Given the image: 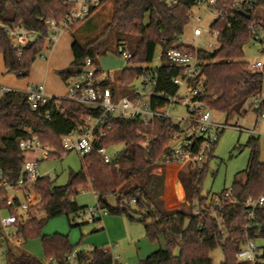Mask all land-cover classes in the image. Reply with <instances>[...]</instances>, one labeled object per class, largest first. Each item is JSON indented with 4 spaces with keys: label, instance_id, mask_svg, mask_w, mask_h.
<instances>
[{
    "label": "trees",
    "instance_id": "obj_1",
    "mask_svg": "<svg viewBox=\"0 0 264 264\" xmlns=\"http://www.w3.org/2000/svg\"><path fill=\"white\" fill-rule=\"evenodd\" d=\"M107 1L112 3L110 20L100 35L106 37L113 30L116 49L124 36H136L138 40L130 50L129 64L151 63L157 47L163 51L175 48L195 52L192 47L180 43L187 24L186 14L195 0H177L173 5L165 0H100L99 7L67 31H75ZM257 4L264 5V0H257ZM70 7L66 0H0V24H21L46 35V21L61 20ZM212 8L223 11V17L211 24V28L219 31V47L211 51L197 50L200 59L198 76L204 79L205 87L200 99L208 108L226 114L227 119L234 111L244 115L249 109L246 106L248 99L259 93L261 74L248 71L242 49L249 42L250 24L264 23V18L251 11L250 17L246 18L241 9L232 7L231 0H217ZM97 45V38L85 43L74 40L70 45L72 60L67 69L59 72L60 78L66 81L75 76L86 58L94 60ZM43 47L44 40L38 39L25 45L18 56L9 37L0 28V54L4 67L17 77L27 76ZM160 60L152 89L162 93L164 98L149 97L150 109L165 107V96L173 95L178 89L171 77L182 73V69L170 65L163 57ZM140 72V67H125L115 83L104 82L102 87L115 91L118 85L126 93ZM46 113L49 119L45 118ZM89 113L92 112L87 107L68 99L61 98L57 105L49 103L32 109L22 92L1 95L0 167L4 177L16 179L20 175L24 159L20 140L36 137L43 145L54 149L50 157L58 158L57 155L63 153L61 136L81 124V117ZM176 129L170 119L162 117L149 124L136 118L113 119L112 127L96 146L122 145V150L109 163L95 151L84 155L80 159L81 168L69 172L66 184L54 185L48 176L38 178L33 187L39 196V204L16 224L15 237L25 240L39 236L44 259L65 264V255L72 250L66 236L42 235L40 228L47 219L63 213L68 216L83 209L74 197L79 187H90L96 201L107 209L108 214H124L130 221L141 222L150 242L162 240V246L140 264H212L209 254L218 246L223 253L221 264H237L235 252L245 236L252 234L243 230L249 212L244 201L264 194V160L259 159L258 139L249 138L250 152L245 169L236 173L231 186L218 194L222 199L219 214L226 229V234L221 235L210 215L207 199L201 195V181L207 164L199 170L180 171L178 179L184 190L185 204L173 209L164 207L163 169L166 164L162 156L169 150L168 144ZM157 168L161 169L159 174L153 172ZM227 191L228 198H223ZM108 197L113 198V203ZM132 199L135 203L131 205ZM194 208L200 209V213L194 214ZM0 209H6L4 203H0ZM7 212L15 213L11 208ZM254 218L260 228L258 239L264 240V203L254 210ZM260 249L259 258L264 264V245ZM6 255L8 264H44L43 260L28 253L15 255L7 249ZM76 264H115V261L108 251L95 247L89 253L79 252Z\"/></svg>",
    "mask_w": 264,
    "mask_h": 264
},
{
    "label": "built area",
    "instance_id": "obj_2",
    "mask_svg": "<svg viewBox=\"0 0 264 264\" xmlns=\"http://www.w3.org/2000/svg\"><path fill=\"white\" fill-rule=\"evenodd\" d=\"M71 7L64 18L59 21L49 19L46 21L48 32L46 35L39 31L27 29L21 24H0V28L9 37L11 47L15 49L18 56L21 55L22 48L38 39L44 40V47L50 49L57 40L60 32L67 31L75 22L85 19L90 11L100 6V0H66ZM169 5H173L177 0H165ZM217 0H195L190 11L187 12V24L191 26V36L193 41L199 40L204 33L198 26L202 21L200 10L205 9L215 12V19L210 23L209 29L205 35L210 40L206 44L205 51H211L219 47V31L211 28V24L218 18L223 17V11L214 10L212 6ZM232 7L239 8L243 12H257L259 16L264 15L259 11L263 6L257 4V0H231ZM249 42L257 48L259 53H264V23L253 22L249 29ZM184 44V43H183ZM185 45V44H184ZM190 46V45H187ZM195 50L189 53L175 48L161 50L160 59L163 57L167 63L182 69V73L171 77V82L177 86V91L173 95H167L165 107L159 109L149 108V97L164 98L160 92L153 91L156 83V69L151 67L150 63L141 65H131L128 67H140L141 72L137 75L135 83L131 84L126 93L120 94L119 90L112 91L108 87H102L104 82H113L110 72H105L97 68L94 61L86 58L81 66V70L72 77L67 83V90L64 96L54 97L45 92L43 85H32L25 89H17L8 85L0 84V96L11 92H22L32 109H38L49 103L57 105L59 99H68L75 101L89 109V114L81 117V124L76 126L70 132L60 138L63 153L57 155L61 158L67 152L74 151L80 157L95 151L99 154L105 163L111 162L107 155V147L96 146L106 132L112 127V120L119 118H136L143 124L153 123L157 117L170 119L177 127L175 133L171 136L168 144L169 150L162 156L165 164H178L190 169H202L207 164L212 153L213 146L218 139L220 130L226 125L217 123L212 115L211 109L200 99L204 94V79L199 77L200 59L197 53L199 47L190 46ZM117 52L127 63L132 57L130 51L126 50L121 44L117 47ZM43 59L45 57L42 54ZM250 72L261 74V87L259 93L251 96L247 101V107L255 111L258 117H264V60L246 63ZM185 88L187 94L179 97V91ZM182 104L186 110L185 117H171L169 109L174 108L176 104ZM46 113L45 118L49 119ZM174 119L175 121H173ZM173 143V144H171ZM19 147L23 151L24 159L22 162L20 175L16 179H7L4 177L0 167V203L5 204V210L11 208L15 213H8L0 218V228L7 230L6 239L9 242L17 241L15 237L16 224L23 221L25 214L38 206L39 196L35 191L33 184L44 176L38 172L39 161L48 159L54 149L48 145H43L36 137L23 139L19 141ZM38 150L39 159H27V151ZM6 192L7 194L4 195ZM12 193V194H9ZM229 191L223 194V198H228ZM222 199L216 198L215 202L208 204L210 215L215 222L217 230L221 235L226 234V229L222 216L219 214ZM132 199L129 204H134ZM264 203V194L258 198H247L244 201L248 207L247 222L243 230L252 233L245 236L235 252L237 264H261L260 246L256 244L259 240L260 228L254 218V210ZM108 213L107 209L102 207L97 201L96 204L77 211L73 214V220H83L86 222L99 221L101 217ZM200 209L194 208V214H199ZM76 249H72L65 255L66 262L76 264L78 255Z\"/></svg>",
    "mask_w": 264,
    "mask_h": 264
},
{
    "label": "rangeland",
    "instance_id": "obj_3",
    "mask_svg": "<svg viewBox=\"0 0 264 264\" xmlns=\"http://www.w3.org/2000/svg\"><path fill=\"white\" fill-rule=\"evenodd\" d=\"M111 8V1H107L72 33L69 31L58 33L57 40L53 46L50 49L45 46L40 52L45 59L41 55H37L26 77H17L15 73L7 72L0 54V80L17 83L19 86H23L24 83L44 85L51 96L62 97L65 95V88L70 79L62 80L59 72L68 68L71 60V43L74 40L85 43L97 38L98 45L96 48L97 53L93 60L94 64L100 70L110 72L114 82L121 70L128 67L129 63L120 57L117 52L115 40L112 37L113 30L106 37L100 35L103 26L110 20ZM259 11L262 13L261 15H264V5ZM199 13L202 16V21L198 26L204 35L199 40L193 41L191 26L186 24L183 28L180 43L206 48L207 42L209 40L213 42V40L205 34L216 15L215 12L205 9L200 10ZM137 40L136 36L126 35L120 44L130 51L134 48ZM242 50L243 61L246 63L264 60V53H259L251 42L245 44ZM160 54L161 49L157 47L150 63L151 67L156 68L159 66L161 62ZM134 83L136 86L138 85L136 81ZM117 89L120 94H124L125 89L118 87V85ZM186 94L185 88H181L179 97H183ZM175 106V109H169L171 117H185L187 115V110L182 104L178 103ZM211 112L217 123L225 124L226 126L219 132L201 181V195L206 197L207 204L215 202L218 194L231 186L235 174L245 169L250 152L247 144L249 138L255 137L258 139L259 157L264 156V117H258L252 109H247L244 115L234 111L227 119L224 113L212 109ZM172 120L175 121L174 119ZM253 128L256 134L250 132ZM121 150L122 145H114L109 147L106 152L113 159ZM80 159L81 157L76 152L71 151L62 155L61 158L49 157L46 160L39 161L37 169L41 175L48 176L54 185H63L68 181L69 172H77L81 168ZM74 200L79 207H89L96 204V196L90 187H79ZM108 201L113 203V198L109 197ZM6 214V210H0V217ZM105 216L115 221V227L109 229V233L112 238L111 247L113 248L111 255L116 264H140L137 256L144 251V245H149L156 249L158 245L162 246L161 239L156 242H150L145 237L141 222L130 221L124 214L107 213ZM101 221L102 217L99 221L94 222L73 220V214L70 213L67 216L63 213L47 219L41 226L40 233L42 235L61 234L66 236L67 242L72 249L82 253H89L95 247L104 249L105 244L109 241L106 230H101ZM7 232L9 231L0 228V264H8L7 249L15 255L22 253L31 254L43 260L44 264H60L55 259H44L39 236L25 240L17 239L15 242L18 245L7 241ZM256 244L261 247L264 245V240H257ZM209 257L212 264H221L223 253L220 246L211 251ZM65 264L75 263L66 262Z\"/></svg>",
    "mask_w": 264,
    "mask_h": 264
},
{
    "label": "crops",
    "instance_id": "obj_4",
    "mask_svg": "<svg viewBox=\"0 0 264 264\" xmlns=\"http://www.w3.org/2000/svg\"><path fill=\"white\" fill-rule=\"evenodd\" d=\"M71 60H72V54H71ZM71 60H70V62H71ZM70 62H69V64H70ZM0 84L8 85V86H11V87H14L17 89H25L26 87L33 85V84H29V83H24L23 86H19L17 83H9V82H5V81H1V80H0ZM44 89H45V86H44ZM66 90H67V86L65 88V93H66ZM45 92L48 95H50L49 94L50 92L47 91L46 89H45ZM250 132L252 134H256V132L254 131V128L251 129ZM25 157L27 159H39L40 158V152L38 150L27 151L25 153ZM210 157H211V155H210ZM259 159H260V161H263L264 156L259 157ZM186 169H187L186 167H184L182 165H178V164H166L165 165V167L163 169L162 200H163L164 207L166 209L179 208L185 204L184 190H183V187H182V185L178 179V173L180 171H184ZM153 172L155 174H159L161 172V169L157 168V169L153 170ZM193 206H195V204H193ZM101 225H102L101 230L105 229L107 237L109 238L108 243L105 244L104 250L108 251L111 254V252H113V248L111 247L112 238L110 236L109 229L115 227V221H113V219L104 215V217H102ZM16 244H18V243H16ZM159 247H160V245H158V248ZM157 249L152 247V246H149V245H144V251L137 256V258L139 259V263L142 259H144L146 256H148L150 253L154 252ZM115 264H116V262H115Z\"/></svg>",
    "mask_w": 264,
    "mask_h": 264
},
{
    "label": "water",
    "instance_id": "obj_5",
    "mask_svg": "<svg viewBox=\"0 0 264 264\" xmlns=\"http://www.w3.org/2000/svg\"><path fill=\"white\" fill-rule=\"evenodd\" d=\"M243 14L245 15L246 18H249L250 17V15L248 13H245L244 12Z\"/></svg>",
    "mask_w": 264,
    "mask_h": 264
}]
</instances>
